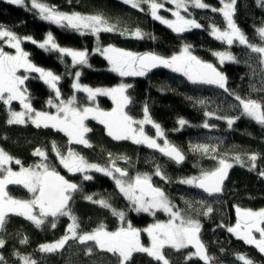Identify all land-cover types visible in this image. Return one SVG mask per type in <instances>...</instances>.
Here are the masks:
<instances>
[{"label": "trees", "instance_id": "obj_1", "mask_svg": "<svg viewBox=\"0 0 264 264\" xmlns=\"http://www.w3.org/2000/svg\"><path fill=\"white\" fill-rule=\"evenodd\" d=\"M49 6H54L58 11L72 13L79 12L83 15H102L110 24L117 25L115 33H100L99 44L101 47L113 45L127 51L146 52L151 51L165 57L177 53L182 44L192 45L195 55L205 62L212 63L227 78L226 87L229 92L214 85H194L178 73L170 69L154 70L145 77L122 78L108 70L107 61L98 53L93 54L96 47V37L90 34L79 35L67 29L58 28L38 18L36 10L28 11L24 6H14L5 0H0V25L13 31L21 40V47L30 54V59L39 67L52 70L62 76L58 85L65 99L73 93L70 85L74 79L75 71L82 72L80 83L91 87H111L124 81L133 87L127 91L131 102L125 107V111L133 119H141L145 104L150 109V116L154 122L159 123L165 132V136L185 156V160L177 165L166 158L158 150L149 149L142 145H136L131 141H115L107 135L103 125L97 121L88 119L87 127L91 129L85 138L92 145L90 148L75 143L69 144L68 137L60 131L52 128H36L30 122L25 125H8V107L0 102V148L12 158V166L27 168L41 162V158L33 155L37 149L46 153L47 162L52 167L59 166V160L53 151V144L59 151L66 155L69 147L83 156L92 164L106 166L114 162L115 167H120L128 173L126 178H134L137 174H148L152 177L154 186L160 187L177 209L201 223L200 238L206 246V251L213 258L209 264H243L236 259L237 255H245L255 264H264V255H261L254 247L245 245L241 240L226 231L235 220V207L252 209L254 211L264 208V178L258 173L264 170V127L256 124L252 119L241 115V108L235 96L242 99H254L264 104V71L260 63V54L252 53L246 45L239 43L227 45L217 41L208 35L210 25L224 30L225 21L221 13L211 11L218 8L219 0H202L209 5V9H196L189 5L190 14L184 13L186 18H194L202 25V29L192 30L184 34H174L166 26L151 19L147 11V5H143L144 11L131 8L121 0H38ZM171 8L172 4H165ZM30 8V0H27ZM161 16L171 19L170 12L160 10ZM234 21L245 33L250 43L264 46L255 32L256 28L264 26V8L257 6L256 0H238L235 5ZM136 28L148 33L144 39L126 38L119 34L120 30L132 31ZM48 31H51L58 44L63 47H71L75 50L89 51L91 67L71 65V58L65 57L60 62L59 53H45L31 42L23 40L32 36L38 43L42 42ZM154 36L156 39H151ZM0 46L10 54L14 49L3 45L0 38ZM215 51L230 52L235 61L225 62L220 65ZM28 88L29 103L34 110H44L50 96L54 94L38 80V74H32L25 85ZM80 102H83L84 94L77 93ZM204 101L203 104L198 101ZM86 103V102H85ZM97 105L105 110L111 107L108 97H97ZM13 111L21 109L18 102L11 104ZM213 115L206 118L204 113ZM237 117L229 129L227 123L216 117ZM186 119L188 124L182 130L177 123L179 119ZM207 120L209 129H204L203 124ZM212 126H215L214 128ZM149 135H154L152 127H145ZM210 144L215 147L217 159L220 157L232 158L241 156L244 166L234 164L230 169L229 177L220 195L207 196L198 189L180 184L179 181L188 176L199 175L201 170H213L216 160L202 153L194 152L191 145ZM257 154L256 169L249 171L250 162L247 157ZM19 159L22 164L16 165L14 161ZM230 162L231 159H230ZM161 167L166 179L154 175L156 167ZM81 190L73 194L71 202L72 214L78 224L77 232L83 230L90 232L103 225L105 229L112 230L117 223L108 209L100 205L86 201L85 196L91 195L95 200L107 199L112 205L114 193V208L124 211L125 215L133 219L135 226L145 225L150 219L146 216L143 222L142 215L132 212L129 203L114 187L110 180L103 175L95 173L92 181L77 183ZM6 191L11 197L27 199L29 193L22 186L8 185ZM206 206L214 209L213 213L205 217L202 211ZM71 221L67 217H60L57 227H51L52 218L48 217L45 224L37 228L32 222L13 214L6 216L5 225L0 229V239L5 240V245L0 248V256L6 264H22L19 257L34 258L37 264H68L67 255L70 243L55 253H40L39 246L55 242L65 235L67 225ZM223 224L225 227H218ZM258 235V234H256ZM21 240H26L21 244ZM89 249L91 253L89 254ZM223 250V251H222ZM190 249L177 251L171 247L164 249V255L169 264H203L197 258L186 259ZM18 254V255H14ZM97 252L90 247L80 258V264H99L96 262ZM129 264H162L144 254H135Z\"/></svg>", "mask_w": 264, "mask_h": 264}, {"label": "snow or ice", "instance_id": "obj_2", "mask_svg": "<svg viewBox=\"0 0 264 264\" xmlns=\"http://www.w3.org/2000/svg\"><path fill=\"white\" fill-rule=\"evenodd\" d=\"M14 6H24L26 10H36L38 18L42 21L55 25L58 28L67 29L81 36L90 34L96 37V47L92 53H98L107 61L110 66L109 71L118 74L120 77H145L153 69H170L173 73H178L185 77L194 85H214L226 93L227 78L225 74L218 70L212 63L205 62L192 50V45L182 44L177 53L165 57L151 51L134 52L122 48L108 45L101 47L99 44L100 33H115L117 25L110 24L102 15H83L79 12L66 13L58 11L54 6L39 3L38 0H30V8L27 7V0H5ZM131 8L144 11L143 5H147L148 14L151 19L166 26L174 34H184L192 30L202 29V25L194 18H186L184 13L190 14L189 5L196 9H209V5L202 0H121ZM223 5L221 8H211V11L221 13L226 23V28L221 30L214 24L210 25L208 35L217 41L225 42L227 45H246L252 53L260 54V63L264 64V46H257L250 43L245 33L237 26L234 21L235 5L238 0H219ZM165 4H172L174 8H165ZM257 6L264 8V0H256ZM160 10L170 12L173 19L161 16ZM255 32L264 42V26L256 28ZM119 34L126 38L144 39L149 36L141 29L120 30ZM0 38H3V45L15 50V54L4 51L0 46V102L8 107V125H25L31 123L36 128H52L63 132L68 137L69 144L92 145L85 138V134L91 129L87 127L86 120L92 119L105 127L107 135L115 141H131L136 145H146L149 149L158 150L165 157L174 161L177 165L185 160V156L174 145L165 139L162 147L157 139L164 137L165 132L161 125L153 121L150 116V109L147 104L143 107V119L135 120L126 111L125 107L131 102L127 91L133 87L132 84L121 83L116 87H90L80 83L82 72L77 70L74 73L75 79L70 85L73 95L67 100L62 98V92L58 86L62 81V76L55 74L52 70H46L37 66L31 59L30 54L21 47L22 40L11 30H7L0 25ZM151 39L155 40L154 36ZM26 42H31L45 53H59L60 62H64L65 57L71 58L73 67L90 66L89 51L75 50L71 47L60 46L53 33L48 31L42 42L38 43L32 36L23 38ZM219 64L235 61L230 52H213ZM23 70V75L18 74ZM32 74H38V80L42 82L53 96L47 104L55 108L54 114L46 111H35L29 103L28 88L25 86ZM76 93H85L88 101L94 102L98 96L110 98L115 105L111 111H104L98 106L83 107L75 106ZM241 108V115L252 119L256 124L264 127V104L254 99H242L235 96ZM18 102L21 106L20 111H13L11 104ZM203 104L204 101H198ZM34 113V114H33ZM205 117H211L213 113L205 112ZM226 120L227 127L232 129L235 121L240 117H216ZM180 126L177 131L182 130L188 124L186 119H179ZM138 125V127H137ZM146 125H151L155 129V137L145 133ZM207 120L203 124L204 129H209ZM213 128L215 126H212ZM192 151L210 156L216 160L213 170H201L199 175L190 176L179 181L180 184L202 190L208 196H215L222 193L223 185L229 176L230 169L234 164L244 166V159L237 155L230 158L220 157L217 159L216 149L210 144H196L190 146ZM53 151L59 163L69 173L82 174V182L92 181L93 176L90 171L102 173L115 182L116 188L123 198L128 201L129 208L135 213H145L155 215L156 211H163L169 216L166 222L157 221L150 224L147 228L139 229L127 223L126 227H120L116 231H107L103 225L94 229L90 233L78 235L76 217L72 214L71 202L73 194L81 190V185L70 182L61 175L54 167L47 162L46 153L37 149L33 155L41 158V162L27 168L21 166L19 171H13L9 166L13 158L0 148V229L5 225L6 216L13 214L23 217L32 222L37 228L45 224L48 217L52 218L51 227H57L56 221L60 217H67L71 222L67 225L65 235L54 243L41 244L40 253H55L64 248L69 240H78L80 244L94 242L96 247L117 257L118 264H129V261L136 253H144L162 264H169L165 258L164 249L171 247L177 251L187 249L191 246L194 251L186 259L198 258L203 264H209L213 260L207 254L206 246L200 238L201 223L198 219L185 216L181 211L174 210L176 206L166 196L165 192L152 183V177L148 174H137L134 179H125L128 173L120 167H102L98 164L89 163L83 156L69 147L66 155L62 154L55 144ZM250 162L249 171L256 169L257 154L247 157ZM16 165H21L19 159L14 161ZM118 174V175H117ZM154 175L161 179H166L161 167H156ZM258 175L264 178V170L259 171ZM8 185L23 186L32 198L29 200L14 199L6 191ZM86 201L100 205L103 209L111 211L113 216H117L121 221H125V212L117 211L107 199L95 200L93 196H85ZM38 209V212H37ZM214 209L206 206L202 215L207 217L213 213ZM236 222L234 225L227 226L226 231L241 240L245 245L254 247L261 255H264V208L254 211L252 209H242L235 207ZM218 227H225L223 224ZM147 234L150 246L145 247L141 243V232ZM69 233L71 235H69ZM258 234V237L257 235ZM26 240H21L25 244ZM5 240L0 239V248L5 245ZM223 251V250H222ZM91 249H89V254ZM18 255V254H14ZM23 264H37L36 260L28 257H19ZM237 260L243 264H255L245 255H237ZM0 264H6L4 258L0 256Z\"/></svg>", "mask_w": 264, "mask_h": 264}, {"label": "rangeland", "instance_id": "obj_3", "mask_svg": "<svg viewBox=\"0 0 264 264\" xmlns=\"http://www.w3.org/2000/svg\"><path fill=\"white\" fill-rule=\"evenodd\" d=\"M231 2V0H225V3H230ZM223 5L220 3V5L218 6V8L217 9H219V8H221ZM165 7H167V5H165ZM171 8H174V5H172V7ZM223 17V16H222ZM234 18V17H233ZM171 19H173V17L171 18ZM224 28H226V23H225V27ZM236 43H238V42H236ZM257 46H262V45H257ZM215 52H226V51H215ZM12 54H15V50H14V53H12ZM217 61H218V59H216ZM108 65V64H107ZM109 65H108V69H109ZM263 71H264V64H263ZM18 74H20V75H23L24 73H23V70L21 69V70H19V72H18ZM116 75H118V74H116ZM73 78L75 79V76H73ZM122 78H125V77H122ZM122 83H125L124 81H122ZM85 85V84H84ZM116 86H118V85H116ZM116 86H111V87H116ZM91 87V86H90ZM111 87H104V88H111ZM93 88H95V87H93ZM84 94V98H83V102H80V100L78 99V96H77V93H76V101H75V106H77V107H79V108H83V107H96V106H98L97 105V99L94 101V102H91V101H88V99H87V96H86V94L85 93H83ZM127 94V93H126ZM73 95V93L70 95V96H68L67 98H65V100H67L68 98H70L71 96ZM128 95V94H127ZM99 97V96H98ZM106 97V96H105ZM110 99V98H109ZM86 102V103H85ZM19 104V103H18ZM99 107V106H98ZM114 107H115V105H114ZM100 108V107H99ZM100 109H102V108H100ZM21 110V109H20ZM20 110H18V111H20ZM103 110V109H102ZM35 111H42V110H35ZM43 111H46V112H49V113H52V114H54L55 113V111H56V109L55 108H52V107H50L48 104H46V108L43 110ZM34 114V113H33ZM141 119H143V116H142V118ZM135 120H140V119H135ZM223 120V119H222ZM225 121V123H226V120H224ZM147 126H149V127H152L151 125H146L145 127H147ZM137 127H138V125H137ZM153 128V127H152ZM154 129V128H153ZM144 131H145V133L147 134V135H149L148 133H147V131H146V128H144ZM154 132H155V129H154ZM149 136H152V137H155V133H154V135H149ZM165 139H167L166 137H161V138H158L157 139V142L163 147L164 146V140ZM168 140V139H167ZM169 141V140H168ZM170 142V141H169ZM170 144H172L171 142H170ZM12 169H13V171H19V169L20 168H15V167H13L12 166V162L10 163V165H9ZM196 176V175H195ZM188 177H190V176H188ZM135 178V177H134ZM134 178H125V179H128L129 181H131L132 179H134ZM185 178H187V177H185ZM23 187V186H22ZM25 189V188H24ZM29 193V192H28ZM29 195L30 196H28L29 198H27V199H20V200H29V199H31L32 198V194L31 193H29ZM14 198V197H13ZM14 199H18V198H14ZM258 211V210H257ZM37 212H38V209H37ZM156 222V221H155ZM154 222V223H155ZM235 224V221L233 222V224L232 225H234ZM78 233V235H80V233L79 232H77ZM83 234H85V233H83ZM83 234H81V235H83ZM69 235H71L70 233H69ZM257 237H258V235H257ZM67 243H70L71 245H70V247H68L69 248V250H68V255H67V262H68V264H80V258H82V255L86 252V250L89 248V247H91L92 245H93V243L94 242H86L85 244H80V242L78 241V240H69ZM66 243V244H67ZM30 259H32V260H34V258H30ZM96 262H98L99 264H118V260H117V257H115V256H113V255H109V256H107V255H100V256H97V258H96ZM22 264H23V262H22Z\"/></svg>", "mask_w": 264, "mask_h": 264}, {"label": "flooded vegetation", "instance_id": "obj_4", "mask_svg": "<svg viewBox=\"0 0 264 264\" xmlns=\"http://www.w3.org/2000/svg\"><path fill=\"white\" fill-rule=\"evenodd\" d=\"M110 102H111V107H109L108 109L106 108L104 111H111L112 109H113V107H114V104H113V102H112V100L110 99ZM87 121V120H86ZM86 123V122H85ZM105 128V127H104ZM85 136H86V134H85ZM142 146H144V147H147L146 145H142ZM59 163V162H58ZM113 166V163H110V164H108V165H106V166H102V167H112ZM61 175H63L67 180H69L70 182H73V183H78L79 181H82V174H76V175H70L69 173H67L68 171L65 169V168H63V166H61L60 164H59V166H56V167H54ZM89 174H91L92 176L95 174V172L94 171H90L89 172ZM97 174H100V175H103L102 173H97ZM118 175V174H117ZM104 177H106L108 180H110V182L112 183V185H113V187H114V180L113 179H111V178H109V177H107V176H105V175H103ZM157 187V186H156ZM114 193H113V197H112V207L114 208ZM174 210H177V208L176 209H174ZM179 210V209H178ZM121 211V210H120ZM179 211H181V210H179ZM182 212V211H181ZM112 214V213H111ZM138 214H140V215H142L143 217H142V219H143V222L145 221V217L147 216L150 220L148 221V222H146V224L145 225H141V226H135L134 225V223H133V219H131L129 216H128V213L125 215V221H121L117 216H113V220H114V218H115V221L117 222V223H115L117 226L115 227V228H113L112 230H108V229H106L107 231H116L117 229H119L120 227H126L127 226V223L128 222H130L131 223V225L133 226V227H135V228H139V229H144V228H147L150 224H154V222L156 221H163V222H166L168 219H169V216L167 215V214H165L163 211H156V214L153 216V215H149V214H145V213H138ZM235 222H236V217H235V220H234ZM155 222V223H156ZM90 232H92V231H90ZM90 232H84L83 230H81V231H79V233H80V235L81 234H83V233H90ZM60 238H62V237H60ZM140 239H141V243L145 246V247H149L150 246V240H149V238H148V236H147V234L146 233H144L143 231L141 232V237H140ZM56 242V241H55ZM51 243H54V242H51ZM91 247H93V249H95V251L97 252V255L95 256L96 258H97V256H100V255H107V256H109V255H112V254H109V253H107V252H105V251H101V250H99L97 247H96V245H95V243H93V245L91 246ZM90 248V247H89ZM189 249V248H188ZM164 251V250H163ZM192 251V250H191ZM193 252V251H192ZM191 253V252H190ZM136 254H144V253H136ZM135 255V254H134ZM144 255H147V254H144ZM148 256V255H147ZM166 258V257H165Z\"/></svg>", "mask_w": 264, "mask_h": 264}, {"label": "water", "instance_id": "obj_5", "mask_svg": "<svg viewBox=\"0 0 264 264\" xmlns=\"http://www.w3.org/2000/svg\"><path fill=\"white\" fill-rule=\"evenodd\" d=\"M165 68H156V69H153L152 71H154V70H164ZM219 70V69H218ZM220 71V70H219ZM173 145V144H172ZM175 146V145H174ZM162 154V153H161ZM183 154V153H182ZM163 155V154H162ZM167 158V157H166ZM182 163V162H181ZM67 173H69V172H67ZM229 173H230V171H229ZM70 175H76V174H72V173H69ZM229 177V176H228ZM228 179V178H227ZM227 179H226V181H227ZM226 181L224 182V185H225V183H226ZM224 185H223V187H224ZM199 191H201L202 193H204L202 190H200V189H198ZM223 192V191H222ZM204 194H206V193H204ZM220 194H222V193H220ZM220 194H217V195H220ZM207 195V194H206ZM208 196V195H207ZM235 217H236V213H235ZM190 250H192V251H194V249L191 247V246H189L188 247ZM198 259V258H197ZM199 260V259H198ZM200 261V260H199ZM200 263H203L202 261H200Z\"/></svg>", "mask_w": 264, "mask_h": 264}]
</instances>
